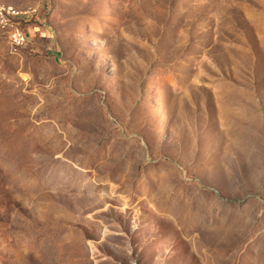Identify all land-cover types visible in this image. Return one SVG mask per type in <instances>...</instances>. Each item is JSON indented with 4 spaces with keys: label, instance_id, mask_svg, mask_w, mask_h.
I'll use <instances>...</instances> for the list:
<instances>
[{
    "label": "rangeland",
    "instance_id": "374dc122",
    "mask_svg": "<svg viewBox=\"0 0 264 264\" xmlns=\"http://www.w3.org/2000/svg\"><path fill=\"white\" fill-rule=\"evenodd\" d=\"M0 2V264H264V0Z\"/></svg>",
    "mask_w": 264,
    "mask_h": 264
},
{
    "label": "built area",
    "instance_id": "2783aa9c",
    "mask_svg": "<svg viewBox=\"0 0 264 264\" xmlns=\"http://www.w3.org/2000/svg\"><path fill=\"white\" fill-rule=\"evenodd\" d=\"M0 18H3V21L6 20H14V24H21L23 20H25L23 15H11V13L6 12V8H2L0 6ZM7 34L9 38V42L11 39H18V46L21 47L25 45L28 39V35L26 30H24L22 26V37H14L12 32V27H6V31H2Z\"/></svg>",
    "mask_w": 264,
    "mask_h": 264
},
{
    "label": "crops",
    "instance_id": "0c3cea01",
    "mask_svg": "<svg viewBox=\"0 0 264 264\" xmlns=\"http://www.w3.org/2000/svg\"><path fill=\"white\" fill-rule=\"evenodd\" d=\"M230 109H222L220 118L221 121H225L226 125H230L231 127L235 124L236 118H240L242 120H248L250 116L252 117V113L255 110H251V115L243 111V109H238L237 107H233V104L230 105ZM245 124V123H244Z\"/></svg>",
    "mask_w": 264,
    "mask_h": 264
},
{
    "label": "bare ground",
    "instance_id": "6f19581e",
    "mask_svg": "<svg viewBox=\"0 0 264 264\" xmlns=\"http://www.w3.org/2000/svg\"><path fill=\"white\" fill-rule=\"evenodd\" d=\"M0 6L2 8H6V12L7 13H11V15H19L20 11L18 9H16L13 5H9V4H3L0 2ZM10 20H6V22L3 21V18H0V26H6L9 24ZM14 27V32H13V36L14 37H22V31L19 29V27L16 25H13ZM16 43H18V39H13Z\"/></svg>",
    "mask_w": 264,
    "mask_h": 264
}]
</instances>
